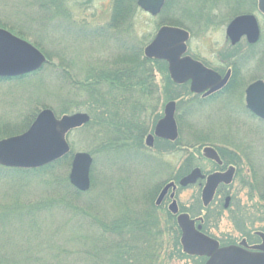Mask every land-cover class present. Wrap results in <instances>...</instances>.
Wrapping results in <instances>:
<instances>
[{
  "label": "rangeland",
  "instance_id": "rangeland-1",
  "mask_svg": "<svg viewBox=\"0 0 264 264\" xmlns=\"http://www.w3.org/2000/svg\"><path fill=\"white\" fill-rule=\"evenodd\" d=\"M67 1L69 3H67V5L64 3L63 8H65L66 11L71 12L70 15L72 16L69 18L70 21L67 22L66 20L68 16L63 17L62 15V17H58L57 20L49 21L46 26H43L44 29L39 28V26H31L30 23H28L30 21L28 16L24 13H19L18 10H8V12L0 13V18L8 20L11 26L19 29V31L23 33L25 32V36L27 35L28 37L20 36L7 28L5 29L29 41L45 54L47 62L44 65L54 64L58 67L57 64H59L60 61L70 65V67L68 66L69 73L67 74V72H65V74L58 79L55 78L56 75L53 73L54 68H46L43 71L47 75H52L56 80H53L51 76L46 75L43 78V82L29 84L30 86L23 85L20 88H17L16 86L9 85V83L0 85V119L6 117L7 119L18 120L20 117L22 118L31 111H34L37 115L38 112L44 108H54L57 111L58 109L61 110V104L58 105L57 103L64 102L65 98L71 94L72 78L75 77L78 81L82 80L87 75L92 74V68L96 64L109 63L108 61L115 60V58L119 56L121 42H119L120 46H118V42H116L117 40L113 39L112 36H109L108 33L98 36H90L89 33L85 32V29L89 28L98 29L109 20L113 0H92L90 5L82 4L86 0ZM211 1L212 0H205V6H210ZM240 9L245 10L243 11L244 13L241 14L253 13L257 16L261 28L263 29V36L260 45H258L257 51L259 49H264V15L257 9V7L252 9L250 2L241 5ZM248 9L252 10L248 11ZM235 11L236 9H231V11H227L222 16L217 17L214 24L216 26L213 25L212 27H206V20L202 25L193 26L194 31L192 33L190 32L191 37L188 41V55L204 59L215 67L222 66L220 63V56L228 57L229 54L227 51L231 50L226 35V27L231 19L240 15H236ZM157 17L158 16L150 15L142 9H139L135 15V31L137 37L140 39L139 43L142 44L143 42H146L145 47L154 38L159 28L163 26L160 24L158 25L159 19ZM225 18L230 20L226 24H224V22L227 21ZM42 30L43 32H37ZM38 34H40L41 38ZM121 36L123 38L126 37L125 35ZM36 39L40 40L43 48H40L33 43ZM121 41L123 40L121 39ZM242 41V43H244V40ZM223 53H225V55ZM262 59L264 60V57ZM254 63L255 60L253 61V64ZM256 66L257 68L259 67V65ZM253 72L255 71L248 70L242 73L244 77L242 82L245 86L256 77ZM160 74L157 73L158 79H160V83L165 86L166 81H164V76ZM186 86L188 85H184L180 88L178 87L176 90H173L170 87H168V89L166 87L170 94H168L169 97L167 96L168 99L165 97V94H162L161 101L158 103L157 100V105L161 106L163 101L169 100L171 97L177 95L178 100L180 101V109L178 112L182 117L181 122L184 121V123L181 129L180 139L182 144L179 151L174 153L163 151L160 153L157 145L152 149L145 148L143 150L145 154L151 155V158H153V160L155 159L157 164L160 163L158 166L155 163V168L152 165L148 166V163L145 165L144 162L138 158L139 155H135L134 157L130 156L131 158L128 157V155H124L123 157L127 160H120L117 164H112L111 159L107 161L106 156L104 155L105 152L101 150L102 146H100L98 140H96V131L91 129L96 127H91V125H89L84 128L72 130L67 135V139L73 148L70 155V170L73 156L76 152H87L93 158L90 177L91 173H93L95 177L94 189H92L93 191L89 189L91 192L85 195L83 199L81 198L78 200L79 196H76L73 193V190H71V192L69 191L70 193L66 195V185L56 184L57 182L54 181V178L51 176L32 178L25 183L1 179L0 210L3 211L8 208L19 207L22 209L24 215V223L23 221L21 222L23 226L17 227L13 224H8L6 230L2 228L1 233H7L6 236H2L5 237L7 242H4L0 251L2 254L6 255L5 259L9 261L19 260L16 256L18 254L12 249L13 242L7 240L8 235L15 230H25L27 235L21 237L17 236V239L15 238L14 240H18V244L22 242L25 246V250L30 251V254L33 253L35 257L37 254L40 259L45 261H48V259L51 260V257L57 252H68L75 249L77 245H74V243L71 244V239H74V242L77 244L87 243L88 238L90 242L92 241L91 238L94 235L92 232L87 233L86 231H82L80 233L76 231L78 235H76L75 238H72L70 235L72 232L67 234V230L57 232L58 234L55 233L56 229L54 228V225L56 222L63 221L69 224L72 219L71 217L74 215L71 213V209L66 207L68 203L65 205L63 204L61 209H54L52 216L46 214L44 216H39L37 222L41 225V228L46 229L47 233L41 234L40 236L29 235L32 233L30 226L33 223V221H31L32 223L28 222L30 219V216L28 215L31 214L27 213L31 212H28L27 208L30 206L42 202L52 203L60 196L61 198L58 200L64 201L65 198H68L70 199L69 202L71 204L74 205L80 203L81 206L84 204L83 200L93 199L97 206V210L92 211L93 214L97 212L99 217L103 220H107L109 217L111 219L112 217L121 214L126 209L123 210L124 206H126V202L123 203L124 201H127L128 204L132 206L135 202H140L138 199L142 194L149 192L150 190L154 192L155 189H157L155 196L153 197V201L155 202V198L160 188L169 178L171 168L174 167L176 170L180 167L185 155L189 151L187 149H191L189 147L195 143L213 142L216 144H222L225 139L224 137H227L231 142L238 145V151L251 155L252 168H255L254 176H252L253 172L249 175V177L251 176V183H253V185L256 184V182L264 183V123L249 114L232 112L227 107L220 106V103L211 102L199 103L195 109L196 113L184 118L183 110L185 107H188L189 101L191 102V95ZM180 94L184 95L181 96ZM86 96H88V94L84 93L82 96L83 100L88 99ZM153 102L156 104V101ZM82 109V111L80 110L81 112L88 113V111H84L86 108L83 107ZM158 109L160 110V108ZM20 113L22 114L21 116H19ZM155 114V111L154 114L153 112L146 114V121H153ZM58 116L60 117L61 114ZM27 129L28 127L23 129L21 127L7 126L5 129H0V133H7L1 137L0 140L21 134ZM191 130L193 131V134L190 135ZM195 131L197 132L196 134L205 133L207 135L202 138L203 140H200L201 142H196V140L191 139L195 136ZM120 157H122L121 154ZM206 168H208V166H206ZM241 168H243L242 171L231 186V193L234 195V200L231 204L230 210L223 212L221 217L211 221L210 232L219 238L230 236L236 240L238 239L239 232L237 231L238 229L231 217L234 212H237V204L239 201L241 206L245 209L241 210L242 212L240 215L243 218L241 222L250 223L255 220L253 223V230H261L264 228V215L259 211L257 212L256 207L253 205L259 201L258 195L255 194L256 196L250 198V191L248 188L241 185V181L245 177L244 172L250 168L249 162L243 161ZM50 177L52 180H50ZM257 185L259 189L262 187L261 185L259 186V184ZM262 190L263 189L261 188L260 192H262ZM197 194L198 191L196 189L179 188L177 190V200L183 207H187L186 205H189L198 196ZM217 201H219V199ZM160 208L161 213L166 209V207ZM214 209L215 207H213L212 210ZM37 217L38 215L36 218ZM18 225H20V223ZM166 234L168 236L170 235L169 232H166ZM94 237H96V235H94ZM50 246L55 248L56 252L50 250ZM76 257L77 256L73 255L72 257L67 258L66 262L71 261L70 263L76 264V260H78ZM164 264H194V262L192 259L188 258H165Z\"/></svg>",
  "mask_w": 264,
  "mask_h": 264
},
{
  "label": "trees",
  "instance_id": "trees-1",
  "mask_svg": "<svg viewBox=\"0 0 264 264\" xmlns=\"http://www.w3.org/2000/svg\"><path fill=\"white\" fill-rule=\"evenodd\" d=\"M204 2L205 0H167L157 17L159 19L158 25L169 24L185 27L192 33L194 27L202 25L205 20L206 27H212L217 17L231 11V9H236V15L244 13L245 10L240 9V6L244 3L250 2L252 9L257 7V0H212L210 6H205ZM64 3L67 5L69 2L67 0H0V13L8 12V10H18L19 13L28 16L30 20L28 23L31 26H39V28L44 29L43 26H46L49 21L57 20L62 15L63 17L68 16L66 20L67 22L70 21L69 18L72 15H70L71 12L63 8ZM91 3L92 0H86L82 4L90 5ZM139 9L137 0H113L109 20L98 29H85V32L89 33L90 36L108 33L109 36L117 40L115 41L118 42V46L121 42L119 56L115 60L108 61L109 63L96 64L92 68V74L87 75L82 80L78 81L75 77L72 78L71 94L65 98L64 102L57 103L58 105L61 104V110L58 109L57 111L51 108L58 115L72 114L76 111L81 112L83 107L86 108L84 111H88L91 119L81 128L89 125L96 127L91 129L96 131V140L102 146L101 150L105 152L104 155L107 161L111 159L112 164H117L120 160L126 161L127 159L123 156L131 148L137 149L143 145L142 137L146 131L144 122H146L147 110H151L157 104V102L154 104L153 101L159 98L158 89L160 87L157 72L161 73L166 80L165 86L162 85V91L167 99L170 95L167 90L168 87L176 90L178 87L184 86L175 85L171 81L166 61L148 59L144 56L143 49L146 42L139 43L140 39L135 31V15ZM252 9H248V11ZM225 20L227 21L224 24L230 21L227 18ZM0 27L7 28L20 36L28 37L25 36V32L23 33L11 26L8 20L0 18ZM37 32H43V30ZM38 35L40 37V34ZM121 35L126 37L123 38ZM33 43L43 48L39 39H36ZM57 65L58 67L54 64H47L38 71L21 77L0 78V85L9 83V85L20 88L23 85L30 86L29 84L43 82V78L47 75L43 71L46 68L50 69V67L54 68L53 73L57 79L65 72L69 73L68 66L70 67V65L65 64L63 61H60ZM47 76L52 77V75ZM52 78L56 80L54 77ZM84 93L88 94L86 100H83L82 97ZM171 99H178V97L176 95ZM179 105L180 101L178 109H180ZM21 115L20 113L19 116ZM35 116L36 113L31 111L18 120L2 118L0 119V129H5L7 126L25 129L30 126ZM177 118L178 122L181 123L182 117L180 114ZM6 134L0 133V138ZM176 144L179 151L182 144L180 138L176 141ZM174 145L172 143L170 146L173 147ZM72 150L71 146V152ZM120 154L122 157H120ZM70 155L71 153L58 161L37 169L11 168L0 165V180L6 179L25 183L32 178L51 176L57 182L56 184L66 185V195L73 190V193L79 196L78 200L83 199L85 195L91 192L90 190L94 189L95 177L91 173L92 188L87 192H82L72 186L68 179ZM191 164L185 157L178 168L177 180L190 170ZM51 177L50 180H52ZM156 190L154 192L150 190L142 194L143 197L141 195L138 199L140 202H135L132 206L124 201L123 203L126 202V206L123 210L126 209L121 214L111 219L109 217L107 220L101 219L97 212L93 214L92 211L97 210L93 199L83 200L84 204L81 206L80 203L71 204L68 198H65L64 201L66 202L58 200L61 198L60 196L52 203L42 202L28 206L27 211L31 212L27 213L31 214L28 215L30 216L28 222L33 221V223L31 222L32 225L29 224L32 230V233L29 234L31 236H40L47 233L46 229L41 228V225L37 222L40 215L52 216L54 209H61L63 204L68 203L66 207L71 209V213L74 215L71 217L69 224L63 221L56 222L54 225L55 233L58 234L57 232L67 230V234L72 232L70 235L75 238L78 235L76 231L80 233L86 231L87 233L92 232L96 237L93 235L92 241L90 242L88 238L87 243L84 244H77L74 239H71L70 243L77 245L75 249L68 252H57L51 257V260L45 261L40 259L37 254L35 257L32 252L30 254V251L25 250L22 242L18 244V240H14L17 239V236L27 235L25 230H15L8 235L7 240L13 242L12 249L18 254L16 256L19 260L9 261L5 259L6 255L0 252V264H73L70 263L71 261L66 262V259L73 255L77 256L76 264H164L165 258H188L192 259L194 264H204L205 258L189 256L183 252L180 243L181 231L175 222L174 216L169 212L161 213L154 204L153 197ZM23 217L22 209L19 207L0 210V251L4 242H7L5 237H2L7 235V233H1L2 228L6 230L8 224L17 227L23 226L21 224ZM19 223L20 225H18ZM166 232H169L170 235L168 236ZM50 250L56 252L52 246H50Z\"/></svg>",
  "mask_w": 264,
  "mask_h": 264
},
{
  "label": "water",
  "instance_id": "water-1",
  "mask_svg": "<svg viewBox=\"0 0 264 264\" xmlns=\"http://www.w3.org/2000/svg\"><path fill=\"white\" fill-rule=\"evenodd\" d=\"M166 0H137L140 9L152 16L161 13ZM258 10L264 15V0H258ZM226 35L235 45L243 36L250 43H256L260 37V27L254 14L245 13L236 16L227 26ZM190 33L180 26L163 25L159 28L152 41L144 48V56L148 59L164 60L168 64V73L176 84L190 81V90L194 93H212L221 89L228 81L207 68L200 61L187 53V42ZM47 62L45 54L29 41L11 31L0 27V78H14L33 73L41 69ZM246 102L253 114L264 119V82L257 80L246 89ZM175 102H169L164 117L158 122L155 134L158 137L175 141L178 127L175 120ZM90 121L86 112L63 114L60 117L51 109L44 108L38 112L26 131L0 140V165L11 168L37 169L58 161L71 153L67 134L80 128ZM152 136L147 145H152ZM205 154L218 160L216 151L211 147L204 148ZM93 158L87 152H76L73 156L69 174L70 183L82 192L91 188L90 170ZM205 175L196 168L181 178L179 184L186 187ZM232 170L225 173H213L207 177L203 190V202L208 205L218 185L229 183ZM174 183L167 184L159 194L156 204H160ZM228 206V199L226 202ZM170 212L177 214V222L181 230L180 243L182 250L189 256L206 257L205 264H264L263 243L246 248L243 241L239 245L220 246L218 241L200 232L194 221L185 213H179L176 201L169 206Z\"/></svg>",
  "mask_w": 264,
  "mask_h": 264
},
{
  "label": "flooded vegetation",
  "instance_id": "flooded-vegetation-1",
  "mask_svg": "<svg viewBox=\"0 0 264 264\" xmlns=\"http://www.w3.org/2000/svg\"><path fill=\"white\" fill-rule=\"evenodd\" d=\"M257 6H258V0H257ZM258 23L260 27V37L256 43H250L247 37L243 36L238 43L233 45L230 39L227 37L230 43L231 50L227 51L229 54L228 57L222 56V55L220 56L221 57L220 63L222 66L215 67V66H212L210 63H208L204 59L198 58L196 56H192L194 59L199 60L201 63H203V65L206 66L207 68H210L214 70L215 72H217L221 76L222 79L225 78L226 75H229V78L225 86L209 94L206 93L208 90L202 93L192 92L190 90V81L187 82L186 84H183V85H188L186 87H188V90H189L188 92L191 95V102L189 101L188 107H185L183 110L184 118L189 117L193 113H196L195 109H196V106L199 105V103H202V102L210 103L211 102V103H220L219 104L220 106L227 107L232 112H243V113L249 114L253 116L255 119H258L262 121V123H264L263 119L254 115L251 112V110L248 109L247 102H246L247 87L257 80H262L264 82V73H262L264 72V60L262 59L264 57V49H261V50L259 49L257 51L258 45H260V42L263 36V29L261 28L259 20H258ZM190 37H191V33H190ZM242 40H244V43H242L243 42ZM223 54L225 55V53ZM254 60L256 64L255 63L253 64ZM256 65H259V67L257 68ZM248 70L255 71L253 73L256 75V77L245 86L244 83L242 82L244 78L242 73ZM157 73L160 74L159 72ZM157 80L159 82V87H160L158 89L159 98H157L158 103H159V101H161V98H162L161 95L163 94V91H162V84L160 83V79H158V76H157ZM164 81L166 80L164 79ZM174 84L178 85L176 83ZM172 101L175 102L174 116H175V120H176L177 127H178V137L175 141H171L166 138L158 137L155 134L156 125L165 115L166 105ZM178 103H179L178 99H169V100L163 101V104L161 103V106H158L156 104L153 106L151 110H147L146 114H148L149 112H153L154 114V111L156 112L154 116L155 121L153 119V121H150L151 123L149 121L144 122L146 126V131L144 132V135L142 137V143H143L142 147L140 148L138 147L137 149L131 148V150L128 151L126 156L128 155V157L130 156L134 157L135 155H139L138 158H140L141 161L145 162L144 163L145 165L146 163H148V166L149 165L154 166V164L156 163V165L158 166L160 163L157 164L156 160L155 159L153 160V158H151V155H147L145 154V152H143L145 148L152 149L154 146L157 145V148L160 153L163 151H169L170 153H174L178 151L176 141L180 138L181 129L184 123V121L181 123L178 122V118H177L179 115ZM158 108H160V110ZM157 110H158V113H157ZM161 110H162V113H161ZM196 133L197 132L195 131V136L193 138L190 137L191 139L196 140V142H201L200 140H203L202 138L207 135L205 133H198V134ZM191 134H193L192 130L190 132V135ZM149 136H152L153 138L152 139L153 144L150 146L147 145V139ZM224 138L225 139L222 144L208 142V143H195L192 146H190L189 148L191 149H187L189 151L187 152L185 157H187V159L192 164H191L190 170L182 177L188 175L194 169L198 168L201 171V173L205 175V178H199L197 179L195 183L189 184L186 187H182L179 184L182 177L179 180L176 179L178 168L175 170L174 167H172L170 174H169V178L167 179V181L163 183L155 199L157 200L159 194L161 193V191L167 184L174 183L175 188L171 187L168 190V192L166 193L165 197L163 198L160 204L157 205L156 200L154 204L156 208L158 209V211H160L161 209L160 207H166L165 211L163 210V213L169 212L170 214H172L174 216L175 222L178 225L177 214H173L169 210L170 204L173 201H176L178 205L179 213L187 214L189 218L194 221V226L196 229L200 227L199 229L200 232L218 241L220 246L239 245L243 241H245L247 244L246 248L249 250H254L252 249V247L261 245L263 243L262 234H264V228H262L261 230H253V223L255 220L251 221L250 223L241 222V220H243V218L240 215L242 212L241 210H245V209L244 207L241 206L240 201L237 204V212L236 213L234 212L231 217L232 221H234L235 223L236 228L238 229L237 231L239 232L238 239L236 240L230 236H227L225 238H219L210 232L211 221L213 219H217L221 217L223 212L228 211L231 208V204L234 200V195H232L231 193V186L234 184L238 175L243 169L241 168V164L243 165V161H248L250 168L244 172L245 177L241 181V185L248 188V190L250 191L249 193L250 198H252L253 196H256L255 194L258 195L259 201L253 205L256 207L257 212L259 211L263 213L264 215V186H263L264 183L256 182V184L253 185V183H251L250 181L251 176L249 177V175L253 172L252 176H254V169H255L254 167L252 168L251 155L247 153H243L242 151H238L237 144H235L234 142H231V140L228 139L227 137H224ZM172 143L175 144L173 147L170 146ZM205 147L213 148L217 153L218 160L209 158L204 152ZM206 166H208V168H206ZM229 170H232L231 181L229 183H224V182L220 183L215 191L212 201L208 205H205L203 202L202 195H203V190L206 186L207 177L213 173H218V172L225 173ZM257 184H259V186L260 185L262 186L261 187L263 189L262 192H260L261 188L259 189ZM179 188L196 189L198 191V194H197L198 196L189 205H186L187 207H183L181 203H179L177 200V197H178L177 190ZM218 199L219 201H217ZM227 199H228V206H226ZM213 207H215L214 210H212ZM183 208L185 209L183 210Z\"/></svg>",
  "mask_w": 264,
  "mask_h": 264
}]
</instances>
